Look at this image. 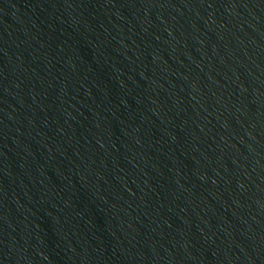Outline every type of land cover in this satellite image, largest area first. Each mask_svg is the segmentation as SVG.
Returning <instances> with one entry per match:
<instances>
[{
    "label": "water",
    "instance_id": "water-1",
    "mask_svg": "<svg viewBox=\"0 0 264 264\" xmlns=\"http://www.w3.org/2000/svg\"><path fill=\"white\" fill-rule=\"evenodd\" d=\"M0 264H264V0H0Z\"/></svg>",
    "mask_w": 264,
    "mask_h": 264
}]
</instances>
